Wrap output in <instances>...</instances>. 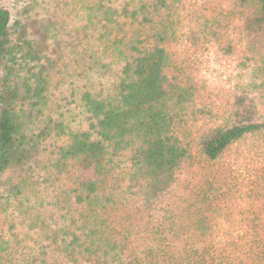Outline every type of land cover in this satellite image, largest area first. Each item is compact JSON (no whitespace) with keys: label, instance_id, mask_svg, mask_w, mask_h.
Wrapping results in <instances>:
<instances>
[{"label":"trees","instance_id":"obj_1","mask_svg":"<svg viewBox=\"0 0 264 264\" xmlns=\"http://www.w3.org/2000/svg\"><path fill=\"white\" fill-rule=\"evenodd\" d=\"M4 1L0 204L46 209L29 201L41 171L51 190L50 221L36 211L23 236L0 226V264H264V171L260 194L242 205L238 181L214 169L264 138V0H220L231 12L211 9L199 27L180 24L183 0H84L102 38L114 28L105 51L119 70L106 95L80 94L76 129L60 107L46 109L61 48L52 14L38 13L44 0H14V11ZM211 52L238 61L221 107L194 73V58Z\"/></svg>","mask_w":264,"mask_h":264},{"label":"rangeland","instance_id":"obj_2","mask_svg":"<svg viewBox=\"0 0 264 264\" xmlns=\"http://www.w3.org/2000/svg\"><path fill=\"white\" fill-rule=\"evenodd\" d=\"M83 1L44 0L43 5L36 4L39 9L38 13L52 14V27L55 29L52 33L61 46L55 54H51V59H57L58 63L51 70L46 109L50 114V108L60 107L64 123L72 129L84 125L82 109L78 107L77 103L80 94L89 90L95 93L102 92L103 95H106L117 80L119 70L118 64L107 58L105 51V48L110 46L109 39L115 33L114 28L109 32V38H102L103 34L97 20L87 23L89 16L87 10L84 9ZM105 1L113 6L117 4L116 0ZM4 3L11 11L18 7V3L14 0L4 1ZM55 5H58V9L60 6L62 8L52 12ZM175 8L177 14L179 13L178 17H182L180 24L182 26L190 24L194 27H199V24L195 22L196 18L203 15L208 16L211 9H217L213 13L217 15L222 10L226 13L232 10L228 4H220V0H183V4H179ZM229 26L235 28L234 32H230V35L236 41L235 36L239 33L238 24L235 22ZM51 45H53L52 42ZM97 60L104 61L107 68L95 65L93 62ZM193 61L197 64H195L194 73L203 88L202 95L205 100L211 106L221 107L225 92L236 80L235 75L238 68L236 54L226 57L211 52L202 58L197 55ZM263 167L264 138L257 135L234 146L221 159L220 163L214 166V169L223 171L227 176H232L238 181L239 184L236 183L239 191L235 193L236 197L233 199L235 203L243 205L251 199L256 200L252 198L253 195L255 197L256 194H260L261 179L259 175L264 171ZM32 185L33 195L29 197L30 203L39 206L42 202L46 209H37V207L36 210L35 207L27 204L28 202H24V205L20 206L14 201L3 200L0 204V226L6 229L11 223H14L19 227L17 233L23 236L30 228L31 219L35 217L36 211L41 213L46 222L50 221L47 212L50 207V176L41 171ZM2 192L3 190L0 188V194Z\"/></svg>","mask_w":264,"mask_h":264}]
</instances>
